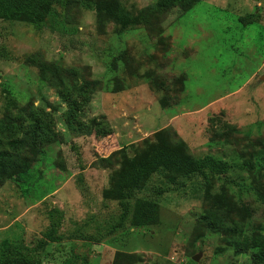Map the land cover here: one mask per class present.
<instances>
[{
	"label": "rangeland",
	"instance_id": "obj_1",
	"mask_svg": "<svg viewBox=\"0 0 264 264\" xmlns=\"http://www.w3.org/2000/svg\"><path fill=\"white\" fill-rule=\"evenodd\" d=\"M51 2L37 26L0 19V140L28 163L0 177V264H257L264 0ZM128 189L153 214L107 234Z\"/></svg>",
	"mask_w": 264,
	"mask_h": 264
},
{
	"label": "trees",
	"instance_id": "obj_2",
	"mask_svg": "<svg viewBox=\"0 0 264 264\" xmlns=\"http://www.w3.org/2000/svg\"><path fill=\"white\" fill-rule=\"evenodd\" d=\"M52 0H0V19L8 20L15 18H22L32 25L37 26L45 18V15L50 11ZM195 0H155L150 7L159 8H172L177 5L179 8L186 10L191 6ZM107 14L113 19L120 22L123 21V12L119 6L115 5L105 8ZM68 103V110L66 116L69 123L76 118L77 115L75 108L78 106L77 102L73 99L68 100V96L65 95ZM72 125V124H71ZM41 126V127H40ZM42 129V125H39V121L32 124L31 135L33 140L38 143L44 139L45 130L42 129L41 133H37V129ZM43 135V136H42ZM25 140L17 138H5L0 140V177L13 175L12 170L15 167H19L21 171L26 172L28 163L24 160H17L15 156V150L20 147ZM195 167L199 174L204 175V169L221 173L225 170V164L219 160L212 158H205L195 161ZM10 171V172H9ZM131 190H126L125 195L120 200V214L117 220L110 225V229L106 233H110L114 230H121L126 223L131 226H141L145 222L144 217H148L153 214L155 204L152 200L143 198L131 197ZM258 199H262L260 194L257 195ZM125 199V200H124ZM150 217L146 220L147 223ZM145 224V223H144ZM52 235V234H51ZM258 249L256 251V263L264 264V239L257 241ZM3 261V263H2ZM1 264H40L38 261L31 260L29 256L22 254H11L3 256Z\"/></svg>",
	"mask_w": 264,
	"mask_h": 264
}]
</instances>
